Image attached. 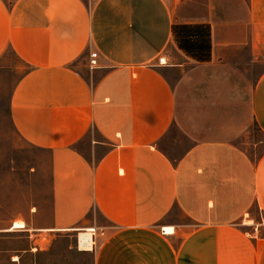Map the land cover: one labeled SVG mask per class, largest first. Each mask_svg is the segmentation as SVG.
Wrapping results in <instances>:
<instances>
[{"label":"crops","instance_id":"obj_1","mask_svg":"<svg viewBox=\"0 0 264 264\" xmlns=\"http://www.w3.org/2000/svg\"><path fill=\"white\" fill-rule=\"evenodd\" d=\"M262 33L264 0H0V70L25 68L10 132L49 152L51 187L0 219V264L84 229L94 264H264V153L197 138L209 99L245 91L228 50L258 58ZM249 90L264 133V72Z\"/></svg>","mask_w":264,"mask_h":264},{"label":"rangeland","instance_id":"obj_2","mask_svg":"<svg viewBox=\"0 0 264 264\" xmlns=\"http://www.w3.org/2000/svg\"><path fill=\"white\" fill-rule=\"evenodd\" d=\"M224 1L231 4L232 0ZM228 53L229 63L245 78V91L237 93L236 83L230 81L228 86L222 87L215 100L209 99V105L216 103L218 108L212 106L209 113L207 109L204 113L207 120L204 122L199 118L197 138H225L257 159L264 153V133L252 119L247 104L251 84L264 72V42L259 45L258 58L255 59L248 44L230 48ZM24 71L25 68L11 72L0 70V219L27 214L35 206L43 210L49 206L51 198L49 152L30 146L10 132V88ZM180 109L185 114L186 109ZM212 130L222 131V134ZM172 135L181 138L179 132L175 134L174 131ZM41 246V249L35 247L31 254L26 255L22 264H94L93 251L80 250L77 233L61 234L50 239L44 237ZM2 263L6 264L5 260Z\"/></svg>","mask_w":264,"mask_h":264},{"label":"bare ground","instance_id":"obj_3","mask_svg":"<svg viewBox=\"0 0 264 264\" xmlns=\"http://www.w3.org/2000/svg\"><path fill=\"white\" fill-rule=\"evenodd\" d=\"M15 227H24L25 222L22 220L15 222ZM95 229H84L78 234V242L80 246V250H92L94 243V231ZM171 230V229H170Z\"/></svg>","mask_w":264,"mask_h":264},{"label":"built area","instance_id":"obj_4","mask_svg":"<svg viewBox=\"0 0 264 264\" xmlns=\"http://www.w3.org/2000/svg\"><path fill=\"white\" fill-rule=\"evenodd\" d=\"M91 65L92 66H95L97 65V58H98V53L94 52L91 54ZM158 62L160 64H166L167 63V60H166V57L165 56H162V57H159L158 58ZM94 232V243H93V246L95 245V230L93 231ZM79 239V238H78Z\"/></svg>","mask_w":264,"mask_h":264}]
</instances>
